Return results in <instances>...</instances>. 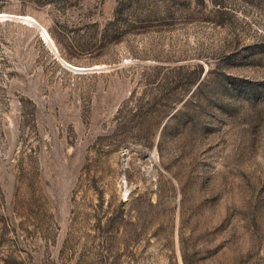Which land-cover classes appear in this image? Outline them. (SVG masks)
<instances>
[{
    "label": "rangeland",
    "instance_id": "obj_1",
    "mask_svg": "<svg viewBox=\"0 0 264 264\" xmlns=\"http://www.w3.org/2000/svg\"><path fill=\"white\" fill-rule=\"evenodd\" d=\"M0 264H264V0H0Z\"/></svg>",
    "mask_w": 264,
    "mask_h": 264
}]
</instances>
